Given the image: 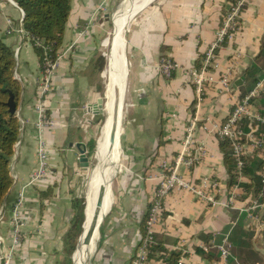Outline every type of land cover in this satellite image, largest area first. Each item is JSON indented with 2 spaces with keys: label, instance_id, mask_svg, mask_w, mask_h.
I'll list each match as a JSON object with an SVG mask.
<instances>
[{
  "label": "crops",
  "instance_id": "0c3cea01",
  "mask_svg": "<svg viewBox=\"0 0 264 264\" xmlns=\"http://www.w3.org/2000/svg\"><path fill=\"white\" fill-rule=\"evenodd\" d=\"M119 2L72 1L63 45L57 53L61 60L53 77L54 91L46 103L47 114L56 125L42 133L50 174L24 189L38 168L36 106L42 63L28 37L7 33V21L18 26L22 10L12 0H0V38L15 53V78L22 87L17 109L21 130L11 159L13 185L0 210V236L5 241L1 248L6 251L12 244L13 211L24 192L20 211L24 223L22 239L12 264L65 262V241L75 216L73 202L83 198V179L91 170L90 166L87 173L81 171L77 146L87 150L91 165L93 159H98L103 131L99 127L101 114L93 110L98 99L103 98L104 69H100V59L106 61L101 47L111 13ZM231 3L232 0H151L129 16L125 97L130 108L121 125L117 158L120 157L121 165L118 173L117 161L103 200L91 264H130L136 256L163 174L161 166L165 161L172 162L183 150L186 129L193 120H197L196 138L204 144L207 156L188 177L197 182L205 177L216 178L222 187L219 200L227 201L232 190L230 174L217 130L225 123L233 104L220 86L213 84L198 106L187 72L201 65ZM241 20L238 36L218 52L219 69L213 73L219 77L232 69L234 93L244 95L256 86L248 90V72L264 63V0H251ZM87 28L86 35L80 37L79 33ZM163 56L179 64L171 79L160 73ZM261 68L260 77L264 65ZM244 75L243 85L236 89L235 82ZM96 143V153L91 155ZM98 165L99 162L91 175ZM243 183L251 184L250 177ZM252 193L242 189L235 207L212 206L188 192L172 193L155 230L166 255L180 253L178 264H222L217 247L227 238L232 244L229 264H264V228L242 211L254 198ZM209 253L219 258L210 260L205 255ZM165 259L154 258L149 264H168Z\"/></svg>",
  "mask_w": 264,
  "mask_h": 264
},
{
  "label": "built area",
  "instance_id": "2783aa9c",
  "mask_svg": "<svg viewBox=\"0 0 264 264\" xmlns=\"http://www.w3.org/2000/svg\"><path fill=\"white\" fill-rule=\"evenodd\" d=\"M250 1L235 0V2L231 3L215 40L209 44L201 60V65L187 72L189 83L195 88L198 106L203 102L209 85L213 84H218L220 90L230 97L233 104V108L225 123L217 130L219 138L230 143L231 154L235 162V183L230 187L232 190L228 194V199L226 202L219 200L218 195L222 192V187L216 178L205 177L200 182H197L188 177V174H191L193 170L200 166L207 156L204 144L200 143L196 138L197 120H193L186 129L183 150L172 162L165 161L161 166L163 174L160 184L151 202L140 246L130 264H149L150 248L155 243L156 226L161 219L165 201L172 193L188 192L212 206L235 207L240 191L243 189L247 192L246 188L243 187V182L248 178L244 175V168L246 159L249 157L262 160L258 177L264 187V70L254 89L244 95L234 93L232 88V69L222 72L219 77H215L213 73L215 69H219L217 63L218 52L229 42H233L238 36L241 30L244 8ZM23 19V11L18 26H15L13 21L9 19L7 21V33H20L33 42L34 39L23 28ZM87 30L88 28L82 30L79 36L83 37L86 35ZM36 45L39 48L46 49L40 41H36ZM60 60L61 56L59 54H57L56 58H53L45 50L42 65L43 77L39 84V103L36 106L38 112L36 128L39 133L38 168L31 173L24 189L44 180L50 174L47 143L42 133L56 125V121L47 114L46 103L54 91L53 77L59 67ZM159 69L163 77L171 79L177 69H179V64L171 58L163 56L160 59ZM182 171L185 173H182ZM252 194H254V198L242 208V211L247 213L253 222L256 221L261 228H264V190L259 191L257 194L254 192ZM24 200L25 194L22 192L12 216V244L6 251L1 248L5 241L0 236V264H12L16 250L21 243V229L24 223L20 211L24 205ZM217 248L223 259L222 264H229V259L232 256V244L225 238Z\"/></svg>",
  "mask_w": 264,
  "mask_h": 264
},
{
  "label": "trees",
  "instance_id": "16d2710c",
  "mask_svg": "<svg viewBox=\"0 0 264 264\" xmlns=\"http://www.w3.org/2000/svg\"><path fill=\"white\" fill-rule=\"evenodd\" d=\"M24 13L23 28L34 39L35 50L43 65L45 50L57 57V53L63 45L66 25L69 21L73 0H12ZM235 2V0H232ZM247 6H245L246 8ZM244 8V10H245ZM36 41L43 43L46 49L39 48ZM101 70L104 69L105 62L100 59ZM255 66L249 74V89H251L261 78L259 74L261 66ZM15 53L0 38V210L4 204L5 198L13 185L11 175V159L15 153V146L19 140L21 122L17 112H11L9 102L13 98L17 108L20 103L22 87L15 78ZM220 147L224 153L225 165L230 174L229 185L235 183V162L231 154L230 143L227 140H221ZM94 154L92 148L91 155ZM262 166V160L249 157L246 159L244 175L250 177L251 184H243L247 191H253L257 194L264 190L263 184L258 177V171ZM86 200L84 198L75 200L73 208L75 216L72 227L67 234L65 241V262L72 264V257L77 249L78 241L83 233V226L86 220ZM144 231V230H143ZM144 234V233H143ZM264 237V234H263ZM203 254L204 252L201 251ZM162 254L158 256V254ZM166 250L162 247L155 235V243L150 248L149 260L164 259L168 264H178L181 254L172 252L166 255ZM77 255V253H76ZM75 255V256H76ZM210 260L219 258L217 254H205Z\"/></svg>",
  "mask_w": 264,
  "mask_h": 264
},
{
  "label": "bare ground",
  "instance_id": "6f19581e",
  "mask_svg": "<svg viewBox=\"0 0 264 264\" xmlns=\"http://www.w3.org/2000/svg\"><path fill=\"white\" fill-rule=\"evenodd\" d=\"M151 0H125L119 7L113 23L114 32L109 45V65L107 76L109 82V116L107 119V134L104 139V150L100 152L99 165L90 186L88 195V218L85 232L81 237L79 249V263L91 264L94 255L95 240L98 233V223L102 216L103 200L113 178L117 165L119 151V136L121 134L124 102L126 96V57H125V32L129 16L137 9L142 8ZM108 97V96H107ZM114 180V179H113Z\"/></svg>",
  "mask_w": 264,
  "mask_h": 264
},
{
  "label": "rangeland",
  "instance_id": "374dc122",
  "mask_svg": "<svg viewBox=\"0 0 264 264\" xmlns=\"http://www.w3.org/2000/svg\"><path fill=\"white\" fill-rule=\"evenodd\" d=\"M125 0H120V2H119V4H118V6H117V8L111 13V16H110V21H109V23H108V30H107V34H106V36H105V38H103V40H102V52H103V54H104V56H105V61H106V63H105V66H104V70H103V75H104V89L102 90V95H103V98L105 99V101H107V106H106V108L104 109V111H103V113L101 114V116H100V121H99V127H100V129L103 131V136H102V139H101V141H100V145H99V151H98V156H99V154H100V152L101 151H103L104 149L103 148H105V146H104V139H105V136H106V134H107V129H106V124H107V119H108V116H109V91H108V88H109V82H110V80H109V78H108V76H107V67H108V65H109V52H110V50H109V45H110V43H111V40H112V34H113V32H114V23H113V19H114V16H115V14L117 13V11H118V9H119V7H120V5L124 2ZM128 24V23H127ZM129 28V27H128ZM128 28H127V30H126V32H125V41H126V33H127V31H128ZM108 96V97H107ZM126 99H125V102H124V104H125V106H124V112H123V119H124V116H125V114L128 112V110H129V108H130V106H129V104H128V101H127V97H125ZM101 136V135H100ZM119 138H120V136H119ZM96 150H97V143L95 144V147H94V154L93 155H95V153H96ZM119 152V151H118ZM94 157V156H93ZM117 158H118V155H117ZM99 159H93L92 160V165H91V170L88 172V174L84 177V179H83V183H82V185H83V187H82V190H83V193H82V196H83V198L86 200V205H87V210H86V216H87V218H88V207H89V200H88V195H89V193H90V184H91V180H92V178H93V176H94V174H95V172H93L92 173V175H91V173L90 172H92V170L95 168V166L98 164V161ZM120 157H119V159H118V166H117V169H118V173H119V168H120V165H121V163H120ZM115 169H116V167H115ZM116 169V170H117ZM95 171H96V169H95ZM114 172H115V170H114ZM118 173H116V174H118ZM114 174V173H113ZM114 176V175H113ZM117 176V175H116ZM114 182V181H113ZM113 182H112V185H113ZM102 212H103V210H102ZM255 223H256V221H255ZM86 224V223H85ZM99 224V223H98ZM98 226V225H97ZM84 232H85V230H84ZM84 234V233H83ZM83 234L80 236V239H79V243H78V245H77V249H76V252H75V254H74V258H75V255H76V253H77V255H76V260H74V264H78L79 263V249H80V243H81V237L83 236ZM94 247V246H93ZM95 250H96V248H95ZM75 261H76V263H75Z\"/></svg>",
  "mask_w": 264,
  "mask_h": 264
},
{
  "label": "water",
  "instance_id": "95a60500",
  "mask_svg": "<svg viewBox=\"0 0 264 264\" xmlns=\"http://www.w3.org/2000/svg\"><path fill=\"white\" fill-rule=\"evenodd\" d=\"M107 18H109V16H107ZM245 78H246V75H244L243 77L238 79L235 82V86L234 87L237 89L238 87L243 85V83L245 81ZM9 106H10L11 112H17L18 108H17L13 98L10 99ZM106 106H107V101H105L104 98H100V99H98L97 104L94 106V110L93 111H94L95 114H102L104 109L106 108ZM77 148H78L79 154H80L79 167H80L82 172L87 173L89 171V169H90V166H91L90 158H89V156L87 154V150L84 149L81 145H78ZM86 210H87V207H86ZM85 216H86V211H85ZM86 221H87V216H86L85 223H86ZM85 223H84V226H83V233H84V230H85ZM72 260H73V264H74V255L72 257Z\"/></svg>",
  "mask_w": 264,
  "mask_h": 264
}]
</instances>
